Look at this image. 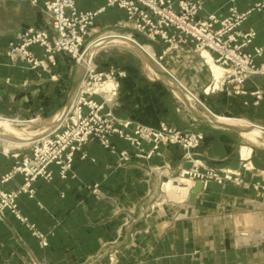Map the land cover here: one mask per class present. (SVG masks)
<instances>
[{"label":"crops","instance_id":"crops-1","mask_svg":"<svg viewBox=\"0 0 264 264\" xmlns=\"http://www.w3.org/2000/svg\"><path fill=\"white\" fill-rule=\"evenodd\" d=\"M75 1L79 9L86 11L105 8L96 19L99 32L127 20L126 11L108 6V0ZM229 1L206 2L199 17L205 19L211 13L227 16ZM260 1L237 0L235 4L244 12ZM30 27L53 32L43 0L39 6L28 1L0 0V114L50 118L74 95L84 67L77 66L66 53L57 54V64L50 71L32 70L21 61L13 62L6 55V47ZM241 28L257 31L247 51L264 48V13L254 11ZM119 32L132 34L146 46L123 36L139 53L130 47L114 46L95 54L94 61L101 69L115 66L126 73L121 78L118 98L106 105V110L145 125L166 122L183 131L202 132L205 139L195 150L196 157L206 166L240 173L249 185L212 181L198 193L195 202L153 207L166 177L150 173V166L168 164L167 172L177 175L191 167L183 159L184 150L178 145H163L151 159H141L134 155L135 149L128 141L113 135L111 140L118 150L132 154L129 163L118 166V156L93 141L85 146L88 158L76 155V178L62 179L58 167L52 165L54 179H38L34 183L35 196L23 194L18 199L22 214L47 235L46 247L25 222L5 211L0 218V264H108L112 248L118 249L117 264H264V142L253 143L244 137L247 131L264 132V99L256 105L250 94L257 89L264 93V77L254 76L247 81V95L227 91L207 95L204 88L211 82L212 72L192 45H187V51L164 55L163 43L131 27H120ZM145 47L151 49L152 60L158 58L173 78L159 63L167 77L151 71L153 64ZM32 50L40 57L44 54L39 46ZM258 60L263 62L264 54ZM171 81L178 86V94ZM94 98L103 101L101 96ZM53 119L49 125L55 123ZM15 124L0 117L1 127L15 129ZM0 141L7 148L22 146L1 137ZM244 145L251 148L247 159L242 154ZM17 153L22 154H7L0 148V175L12 170ZM23 182V175L17 174L3 188L12 191ZM96 184L99 194L89 189ZM243 226L255 231L245 236L244 231L238 232Z\"/></svg>","mask_w":264,"mask_h":264},{"label":"built area","instance_id":"built-area-1","mask_svg":"<svg viewBox=\"0 0 264 264\" xmlns=\"http://www.w3.org/2000/svg\"><path fill=\"white\" fill-rule=\"evenodd\" d=\"M14 1H28L34 6H39L41 2ZM210 1L213 0H108V6H118L126 11L127 20L120 22L119 26L131 27L148 39L163 43L164 55L179 50L187 51V45H192L193 51L199 53L204 60H207L204 52L210 53L214 64L223 74L220 79H216L211 68L212 80L204 88L205 94L227 91L235 95H247L249 93L244 88L247 81L254 76L264 77V61L258 60L263 56L264 48L255 47V52L247 51L256 39L257 31L254 28L242 30L241 27L254 11L264 13V0L244 12L236 6L237 0H230L227 16L220 17L217 13H211L205 19L200 18L205 3ZM43 10L50 19L53 32L30 27L18 39L8 43L6 55L13 62H23L28 69L50 71L57 64V54L66 53L77 63H83L84 76L70 102L54 116L62 112L59 121L53 126L43 127L39 131V137L30 144L6 151L7 154H22H15L18 159L12 170L0 175V218L4 217L6 210L11 211L27 224L39 238L42 247H46L47 235L39 231L36 225L30 223L22 214L18 204L19 197L23 194L34 197V183L40 178L52 181V165L58 167L62 179L76 178V155L80 153L82 159L88 158L85 146L93 141L100 142L103 147L116 154L118 166L126 165L132 160V154L128 150H118L111 140L113 135L128 141L135 149L134 155L141 159H151L159 153L163 145H178L184 150L183 159L191 163V167L182 169L177 175L167 172L170 168L168 164L150 166V173L166 177L161 183V193L156 197L153 207L166 202L188 201L197 183L202 184V189H207L212 181L219 184L227 181L243 183L240 173L226 168L206 166L196 157L195 150L205 139L202 132L183 131L166 122L159 126L145 125L121 118L111 109L106 110V105H112L118 98L121 78L126 76V73L115 66L101 69L94 61V52L88 62L84 61L90 48L100 42L98 51L106 49L107 43H102L103 39L108 33H114L96 30V19L105 8L86 11L79 9L75 0H43ZM129 36L134 38L132 34ZM33 46L43 49L42 57L36 55L32 50ZM250 94L255 97L256 105L264 99V93L260 89ZM95 96H101L103 101H97ZM5 118L19 126L42 121L40 116L28 119ZM146 144L151 145V148L146 149ZM17 174L23 175V184L18 189L6 191L3 184ZM183 181L186 182V190L176 191V195L182 198H171L167 192L168 183L179 184ZM245 185L247 186L246 183ZM99 192V184L94 185L93 193ZM108 260V264L118 262L116 249L109 251Z\"/></svg>","mask_w":264,"mask_h":264},{"label":"rangeland","instance_id":"rangeland-1","mask_svg":"<svg viewBox=\"0 0 264 264\" xmlns=\"http://www.w3.org/2000/svg\"><path fill=\"white\" fill-rule=\"evenodd\" d=\"M121 26H119V24L118 25H116V27H109V28H106V29H104L103 31H101V32H107V31H113L114 33H108V36H106V37H104V39H103V41L105 40V38H107V37H109V36H117V37H123V36H127L128 37V39L129 40H134V38H136V37H134V38H132V37H130L129 35H123V33H120L119 32V28H120ZM136 40H138L137 38H136ZM136 40H134L136 43H138ZM140 43H141V41L140 40H138ZM101 43V42H100ZM114 46H122V47H130V48H132L134 51H136L137 49H135V46H134V44H130V45H124V44H119V43H107V48L106 49H109V48H111V47H114ZM140 46L141 47H143V46H146V45H144V43H141L140 44ZM99 49V48H98ZM98 49L94 52L95 54L97 53V51H98ZM136 52H138V51H136ZM139 53V52H138ZM141 55V54H140ZM200 55V54H199ZM95 56V55H94ZM142 56H143V54H142ZM200 57L202 58V56L200 55ZM202 61H204V63H206L205 62V60L202 58ZM153 64V65H151V71H154V72H157L156 71V69L155 68H157V70H158V72H162L161 70H160V68L158 67L159 65H157L158 64V58L157 59H155L154 61L151 59V62H150V64ZM155 63V64H154ZM75 64L78 66H82L83 67V64L81 65V64H79V63H77V61H75ZM207 64V63H206ZM208 65V64H207ZM209 66V68H210V70H211V66L210 65H208ZM165 73V72H164ZM165 76H167L166 74H164ZM168 77L169 78H173L171 75H169L168 74ZM170 84H171V82H170ZM174 89V88H173ZM77 90V89H76ZM174 91H175V89H174ZM177 94H178V92L177 91H175ZM73 97V96H72ZM71 97V98H72ZM70 98V99H71ZM70 99L68 100V102L63 106V107H65L69 102H70ZM62 107V108H63ZM61 108V109H62ZM60 109V110H61ZM60 110H58V111H56V113H54V115L52 116V117H50V118H44V117H41V122L40 123H35V124H31V123H29V125H24V126H19V125H17V124H15V126H16V128L17 129H24V128H26V130H27V132H29V133H36V134H38L39 133V131L43 128V127H45V126H47L48 125V122L60 111ZM1 115V114H0ZM3 116H5V117H8V118H11V117H13V116H9V115H3ZM59 115H57L56 117H54V119H53V122H55V119L58 117ZM20 118V117H19ZM29 118H32V117H29ZM20 119H28V118H20ZM250 124H252V125H255L254 123H250ZM255 126H257V125H255ZM15 128V129H16ZM12 131V132H11ZM11 131H9V130H7V128H5V127H1L0 126V137L1 138H4L5 140H8L9 142H11V143H17V144H19V145H22V146H26V145H28V144H30V143H25V141H21V140H17V138L14 136V134H13V130H11ZM256 134H260V135H262V136H264V132H263V130L261 131V132H259V131H257V132H255ZM259 139H260V142H264V138L263 139H261V137H259ZM19 141H21V142H19ZM0 148L2 149V150H4V151H7V150H11L12 148H17V147H10V148H7L6 147V144L4 143V142H1L0 141ZM248 157V156H247ZM246 158V157H245ZM184 182V181H183ZM230 182V181H229ZM184 183H186V182H184ZM233 183H235L236 185H240V186H244L245 185V183L243 182V183H240V184H238V182H233ZM170 183H168V185H169ZM225 184V183H224ZM247 184V186L249 185L248 183H246ZM167 185V186H168ZM174 185H175V183L173 184V187H167V192L171 195V198H177V199H181L182 197L181 196H178V195H176V191L177 190H179V191H185L186 189H185V186L184 185H186V184H182V183H179V184H176L175 185V187H174ZM182 186H184V188L182 187ZM178 187V188H177ZM89 189L93 192V186H89ZM160 193H161V191H160ZM166 203H168V202H166ZM155 204V203H154ZM114 249H116V250H118L117 248H114ZM118 262H119V260H118ZM117 262V263H118ZM116 263V264H117Z\"/></svg>","mask_w":264,"mask_h":264},{"label":"bare ground","instance_id":"bare-ground-1","mask_svg":"<svg viewBox=\"0 0 264 264\" xmlns=\"http://www.w3.org/2000/svg\"><path fill=\"white\" fill-rule=\"evenodd\" d=\"M102 43H119V44H124V45H130V41L127 38H125V37H117V36H109V37L105 38V40ZM99 46H100V43L97 44V46H93L92 48H90V50L88 51L87 55L84 57V61L88 62L89 61V56L91 55V53L92 52H95L99 48ZM143 49H144L146 55L148 56L149 62H151V59H152V53L150 51L151 49L149 47H145ZM147 51H150V53L147 52ZM204 57L207 59L205 61L211 66L215 78L216 79H220L221 76H222V74H223V71L214 64L211 54L206 51V52H204ZM155 69H156L157 72L152 71L153 73L158 74L160 77H162L164 79L167 77L162 72H158L157 68H155ZM171 85L175 89V91H177L179 93L178 86L173 81H171ZM58 115L59 116L55 119V123L60 120V117L62 115V112L60 114H58ZM55 123H53V125ZM53 125L50 124V126H53ZM5 127H7V130H9V131L13 130V134L17 138V140H21V141L23 140V141H25V143H31L33 140L37 139L39 137V135H40V133H38V134H36V133H29V132H27L26 128L19 129V130L16 131L14 129V127H12V126H5ZM244 137L247 140H249V141H251L253 143H259L260 142L259 137L264 138V136H262L260 134H256V133L251 132V131L250 132L249 131L244 132ZM21 141H19V142H21ZM242 154L244 156L243 158L244 159H247L245 157H247V156H249L251 154V148L248 147V146H246V145H244L242 147ZM250 165H252V164H250ZM181 183L182 184H186L184 182H181ZM175 185H174V187H175ZM168 187H170V188L173 187V183L170 182V184L168 185ZM188 200H190V197H189ZM253 229L255 231V228H253ZM253 229L245 228L243 226V230H240L238 232L240 233L241 231H244V233H245L244 235L245 236H248L250 233H253Z\"/></svg>","mask_w":264,"mask_h":264},{"label":"water","instance_id":"water-1","mask_svg":"<svg viewBox=\"0 0 264 264\" xmlns=\"http://www.w3.org/2000/svg\"><path fill=\"white\" fill-rule=\"evenodd\" d=\"M138 45H140V44H138ZM158 63H159V62H158ZM159 65H160L163 69H165V68L162 66V64L159 63ZM165 70H166V69H165ZM166 72H167L169 75L172 76V74H170L169 71L166 70ZM83 76H84V74H83ZM83 76H82L81 78H79V80L75 83V87H74L75 90L78 88L79 84L81 83V81H82V79H83ZM206 109H207V108H206ZM201 191H202V184H201V183H197L196 186L194 187V189H193L191 195H190V201H191V202H195L198 193H200Z\"/></svg>","mask_w":264,"mask_h":264}]
</instances>
